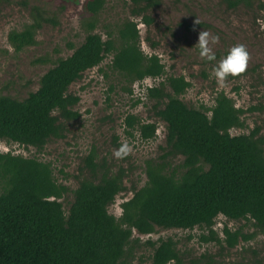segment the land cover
I'll use <instances>...</instances> for the list:
<instances>
[{"label": "trees", "instance_id": "obj_1", "mask_svg": "<svg viewBox=\"0 0 264 264\" xmlns=\"http://www.w3.org/2000/svg\"><path fill=\"white\" fill-rule=\"evenodd\" d=\"M226 1L236 8L252 6L256 0ZM258 1L264 9V0ZM127 2L131 16L107 29L105 38L95 29L108 0L82 1L84 40L70 55L59 58L27 97L0 94V140L42 150L50 139L65 137L66 122L80 117L74 109L80 96L70 91L71 84L108 55H112L109 72L130 86L166 74L160 56L144 51L136 20L142 16L143 23L151 25L154 18L148 11L160 1ZM30 14L31 22L9 35L17 51L35 44L37 31L51 21L42 6L33 5ZM190 86L186 76L169 75L147 87L156 115L166 122L164 153L146 159L147 180L141 187L133 185V195L121 203L120 216L109 207L127 190L124 167L114 171L90 154L77 175L78 186L71 189L58 182L50 162L0 149V264H145L144 256L134 263L135 249L142 243L135 232L206 226L213 236L221 214L230 220L246 219L264 232L262 127L232 133L234 128H248L244 114L264 111V102L238 107L232 96L220 91L212 105L191 106L181 97ZM126 90L132 93L131 87ZM125 124L129 134L138 131L143 139L157 135L156 122L143 121L134 113L127 115ZM178 156L182 161L174 163ZM70 191L73 200L66 210L62 198ZM223 233L230 248L248 239L241 229L224 227ZM143 244L153 249L148 264H185L173 237Z\"/></svg>", "mask_w": 264, "mask_h": 264}, {"label": "rangeland", "instance_id": "obj_2", "mask_svg": "<svg viewBox=\"0 0 264 264\" xmlns=\"http://www.w3.org/2000/svg\"><path fill=\"white\" fill-rule=\"evenodd\" d=\"M83 0H0V94L23 99L37 90L41 76L59 58L70 55L85 38V16L82 13ZM160 4L149 9L154 18L151 25L137 17L141 30L142 47L148 54L156 53L166 65L163 77H147L129 85L111 74L108 65L112 55H108L99 66L86 70L82 77L71 84L70 91L80 96L74 109L80 112L78 119L66 122V134L62 138H52L42 150L5 139L0 140L4 152L37 157L50 162L58 182L71 189L78 186L80 168L85 167V159L94 154L95 160L106 164L114 171L126 169L127 190L120 193L110 205L111 213L120 216L121 203L133 195L132 187H141L147 180L146 159L160 158L164 153L166 122L161 120L153 108L154 101L147 97V87L158 85L169 75H184L191 86L182 94V99L191 106L202 103L212 105L218 92L225 91L236 101V106L247 108L264 102V32L259 30L257 19H264L256 0L252 6L241 5L230 8L226 0H159ZM39 5L46 9L51 21L36 33V43L17 51L10 42L12 31H21L31 22V7ZM131 16L127 0H108L105 9L98 15L95 29L107 38V29L113 28L121 19ZM199 19L200 24L195 21ZM208 30L219 35V43L213 45L217 61L226 56L236 44L246 45L250 53L247 71L238 77H229L224 87H219L210 73L217 61H206L199 57L194 45L198 34ZM152 41L157 42L156 47ZM199 65L194 71L193 65ZM108 74V75H106ZM132 88V93L126 90ZM235 87H239L236 89ZM140 101L136 104L137 100ZM134 113L146 122H156L157 135L143 139L138 131L127 132L125 119ZM248 128H234L233 134L248 133L255 125L262 127L264 134V111H248L243 116ZM122 142L132 146L126 158L116 159L113 150ZM183 159H173L179 163ZM84 175L89 176L88 169ZM98 179V177H96ZM66 210L73 200L70 191L62 198ZM224 227L241 229L247 240L230 248L224 241ZM211 236L206 226L193 229L156 227L150 234H139L142 243L135 249L134 263L144 256L149 263L153 249L143 244L152 239L173 237L178 242L184 263L199 260L200 264H264V232L250 221L230 220L224 215L216 218ZM218 234V236H217ZM221 241H219L218 239ZM170 264H174L171 262Z\"/></svg>", "mask_w": 264, "mask_h": 264}, {"label": "clouds", "instance_id": "obj_3", "mask_svg": "<svg viewBox=\"0 0 264 264\" xmlns=\"http://www.w3.org/2000/svg\"><path fill=\"white\" fill-rule=\"evenodd\" d=\"M264 16V13H261ZM200 24V20L195 21ZM256 23L259 25V30L264 32V19H257ZM219 35H214L208 30H202L198 34V41L194 48L198 50V55L201 59L212 62L217 61L214 53L213 45L219 43ZM250 53L244 44H236L232 46L226 56L217 61L210 73L211 78H214L219 87H224L228 78L238 77L247 71ZM193 70L198 71L199 65H193ZM132 146L127 142H122L120 146L113 150V156L116 159L126 158L132 152Z\"/></svg>", "mask_w": 264, "mask_h": 264}]
</instances>
